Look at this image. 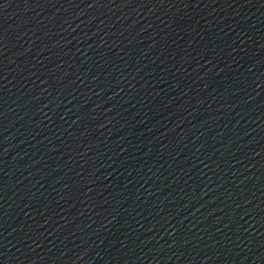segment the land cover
<instances>
[{
  "label": "water",
  "instance_id": "obj_1",
  "mask_svg": "<svg viewBox=\"0 0 264 264\" xmlns=\"http://www.w3.org/2000/svg\"><path fill=\"white\" fill-rule=\"evenodd\" d=\"M0 264H264V0H106L0 107Z\"/></svg>",
  "mask_w": 264,
  "mask_h": 264
}]
</instances>
